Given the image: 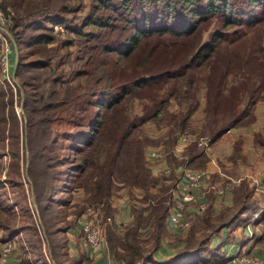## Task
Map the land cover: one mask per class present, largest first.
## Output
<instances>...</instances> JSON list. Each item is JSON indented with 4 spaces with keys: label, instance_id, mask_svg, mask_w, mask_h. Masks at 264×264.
<instances>
[{
    "label": "trees",
    "instance_id": "16d2710c",
    "mask_svg": "<svg viewBox=\"0 0 264 264\" xmlns=\"http://www.w3.org/2000/svg\"><path fill=\"white\" fill-rule=\"evenodd\" d=\"M72 2L5 0L1 5L15 9L9 29L18 45L28 48L27 55L38 58L17 62L16 75L24 86H31L35 79L30 70L46 66L52 54L59 56L58 63H63L64 54L59 55L58 50L70 46L71 41L52 47L47 44L53 39L51 26L64 24L68 14L76 10ZM80 6L77 3V10ZM86 26L95 30L82 29ZM71 31L81 48L78 69L64 79L61 70L52 79L65 84L59 90L52 86L40 91L24 89L22 101L26 122L21 128L27 131V150L33 155L27 174L42 215L50 198L58 194L51 183L55 176V155L50 152L49 140L51 122L67 121L76 128L67 138L87 146L89 154L79 156L75 165L82 176L91 152L100 143L107 146L104 161L95 169L89 198L100 199L109 194L117 165L125 160L131 163L121 166L122 181L137 185L149 197L153 177L143 163L142 146L146 141L134 135L136 127L156 118L161 109L167 112L173 98L187 104L171 115L177 119L176 131L184 133L188 119L198 107V85L204 83L205 112L208 116L221 114L226 119L223 128H211L215 141L226 129L250 123V107L264 99V0H94L81 26ZM134 99L142 102L138 110L129 104ZM209 124L216 121L209 118ZM186 152L182 163L186 166L196 159L206 160L204 152L196 151L194 145ZM166 153L168 162H173V155ZM162 200L160 197L154 201L145 219L133 215L126 242L108 230L107 242L113 258L124 264H146L151 259L165 228L167 213ZM135 207L132 206L133 212ZM111 210L107 203L106 211ZM150 227L156 234L146 254L136 242L141 229ZM54 231L59 232L58 228L53 229L50 235ZM14 239L9 233L3 238ZM43 260L35 261L43 264Z\"/></svg>",
    "mask_w": 264,
    "mask_h": 264
},
{
    "label": "rangeland",
    "instance_id": "374dc122",
    "mask_svg": "<svg viewBox=\"0 0 264 264\" xmlns=\"http://www.w3.org/2000/svg\"><path fill=\"white\" fill-rule=\"evenodd\" d=\"M4 2L5 0H0V5L3 6ZM92 2L94 3V0H73L72 3L75 5L76 10L68 14V21L62 25L56 23L55 26H51L53 29L51 31L53 39L48 42L47 47L59 46V44H62V41H71V45L59 48L58 50L59 55L64 54L61 58L63 61L62 64L57 62L59 56L53 57L52 54L50 56V62L46 66H38L30 70V73L35 75V79L31 80V86H24L21 83V78L16 75L17 62L19 59L21 61L33 60L37 56H28L26 53L28 48L19 46L15 36L12 35L13 31L11 32L9 29L13 42L15 43L14 50L11 54L13 61L11 72L13 74L14 87L0 74V117H4L0 119V239H3L6 233L13 235L15 240H12V242L18 248L17 250L20 253L22 264H30L28 259L34 261V259L38 260L40 258L44 259L43 264H58L59 261L65 264H74L70 259L71 255H73L72 250L67 246L69 240L67 241L68 238L66 239V237H69V235L65 237V229L60 231V228L67 225L68 228H74L77 232L78 227L75 220L88 206L98 209V217H100L101 227L106 237L108 236L109 229L114 232L107 220V216L113 213L114 203L117 205L118 203L121 204L122 207L120 206V210L127 208L132 215L136 216L137 214L138 218L142 220V218L145 219L148 216L151 206L154 205V201L156 202L161 197L163 198L162 205L168 214L170 202L169 191L175 177L160 174L154 175L151 173L153 182L150 183L152 186L148 191L149 197H146V192L138 188L137 185H131L122 181L121 166H128L131 163L129 160L118 163L117 170L113 174V181L108 195H103L100 199H96L93 196L89 198L92 182L96 175L95 169L104 161L107 154V146L100 143L96 148L97 150L91 152L88 157V166L84 168L85 174L82 176L81 170L75 165L79 156L89 154L87 153L88 148L83 143L76 144L78 140L72 143V140L67 138L68 134L75 133L76 129L74 126L68 125L67 121L61 123L51 122L52 132L49 140L52 146L50 152L52 151L55 155L53 159L55 176L51 178V183L55 190L58 191V194L56 193L57 195L50 198V205L48 204V208L44 211L45 214L42 215L39 213L37 201L32 193V181L27 174V168L30 166L33 155L27 150L25 134L27 131L25 132L24 127L21 128L26 122V116L22 106V101L25 97L24 89L31 88V91H40L51 86L57 90L65 87V84L60 85L58 82H52V79L57 77L61 70L63 72L61 77L64 79L71 71L78 69L81 48L77 45L78 38L71 29H77L81 26L83 18L89 13ZM77 3H81L78 10L76 8ZM5 7L13 11V16L16 15L13 7L10 5ZM30 20L32 18H26V21ZM82 29L95 30L90 26ZM206 36L207 34L205 33L204 38ZM196 96L198 99V107L191 114L195 115L194 118H196L193 125L198 131V134L208 135L210 138L209 144H212L211 128H223V123L226 119H223L221 114L210 113L208 116L205 112L204 83L198 85ZM140 103L142 104L141 101L139 102L136 99L129 102L134 110L139 109V106H141ZM186 106V102L171 98L167 112H163V109H161L156 118L147 120L134 130L133 133L136 137L141 140L145 139L146 141L144 146H142V149H144L143 163L146 167H148V153L153 149H160L165 152L169 151L170 153L173 151L176 154L178 151L179 153L187 154L188 147L194 145L195 150L200 151L201 148L195 144L185 145L179 143L180 134L176 131L178 126L177 119L172 118L171 115L182 111ZM253 107H250V115L247 116L250 122L253 120ZM209 118H213L216 124H209ZM243 119H245V116H243ZM259 140L263 141L262 138H259ZM172 157L174 158L173 162H178L177 164L181 162L177 156ZM262 157L260 158V162L263 161ZM204 163L205 159H196L194 162L188 164V166L204 169ZM259 169L261 170V166ZM166 187H168L167 192L164 191ZM238 202L241 205L244 201L239 199ZM107 203L110 204L111 212L106 211ZM133 205L136 206L134 212L132 211ZM237 209L241 208L239 207ZM122 226V229L126 230L122 231L123 240L119 236V233L114 232V234L120 237L121 242H126L129 230L126 228L127 225L121 224L120 227ZM57 228L59 232L54 231L53 235H50L53 229ZM154 234H156V231H153L152 227L141 229L140 237L137 238L136 243L143 248V253L148 254L150 251ZM198 242L195 243L199 245L196 247L198 250H202L204 247L203 241L200 242L198 240ZM144 248L147 250L145 251ZM149 261L148 259L146 263Z\"/></svg>",
    "mask_w": 264,
    "mask_h": 264
},
{
    "label": "crops",
    "instance_id": "0c3cea01",
    "mask_svg": "<svg viewBox=\"0 0 264 264\" xmlns=\"http://www.w3.org/2000/svg\"><path fill=\"white\" fill-rule=\"evenodd\" d=\"M252 113V122L226 129L212 144L200 149L206 156L204 169L208 172L200 190V199H204L206 207L199 210L198 201L190 203L187 215L190 224L186 229L174 228L166 218L159 243L146 264H224L227 258L241 254L258 255L264 259V99L255 103ZM194 116L188 119L185 134L190 142L185 145L195 144L194 140L200 135L193 125ZM171 154L181 162L169 163L167 155L161 159L147 157L151 173L158 175L162 166L169 165L173 169L171 177L180 174L178 168L183 165L187 154L178 151ZM239 199L244 201L241 205ZM120 206L114 203L112 221L119 220L128 229L134 217L127 208L120 210ZM239 207L241 209H237ZM109 226L119 236L125 230L116 223H109ZM64 235H69L66 237L69 240L67 246L72 250L70 259L74 264H94L102 260V256L93 257L81 246L78 229L76 232L66 226ZM198 240L203 241L202 250L196 247L199 246L195 244ZM17 249L11 259L15 264H22ZM111 257L113 264H124ZM28 260L30 264H37L35 259Z\"/></svg>",
    "mask_w": 264,
    "mask_h": 264
},
{
    "label": "built area",
    "instance_id": "2783aa9c",
    "mask_svg": "<svg viewBox=\"0 0 264 264\" xmlns=\"http://www.w3.org/2000/svg\"><path fill=\"white\" fill-rule=\"evenodd\" d=\"M13 23V11L9 8H3L0 5V74L6 81L13 85V74L11 69L13 61L11 54L15 43L10 34L9 27ZM199 148L205 149L210 143L208 135L200 134L195 140ZM190 142L188 135L184 133L179 136V143L188 144ZM173 152V151H172ZM173 154H175L173 152ZM167 153L160 149H153L148 153L150 159H161ZM180 174H176L173 184L170 186V202L168 206V222L177 229H186L189 227L188 207L194 200L198 201V209L204 210L206 204L204 199H200L201 188L207 177V170L203 168H191L186 165L179 166ZM173 169L169 165H164L157 174L169 176ZM99 211L96 207L88 206L85 211L79 215L78 232L80 234L81 246L89 250L93 257L102 256L101 261L94 264H113L112 257L109 255V246L105 232L101 227ZM109 223H116L117 227L122 224L119 220L112 221V217L107 216ZM16 247L12 240L0 241V264H15L11 259ZM95 259V258H94ZM224 264H264V259L258 255L241 254L227 258Z\"/></svg>",
    "mask_w": 264,
    "mask_h": 264
}]
</instances>
